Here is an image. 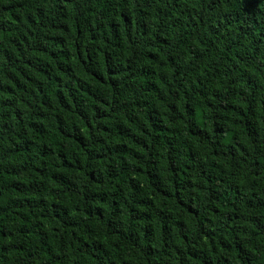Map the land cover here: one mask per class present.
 I'll list each match as a JSON object with an SVG mask.
<instances>
[{"label": "trees", "instance_id": "trees-1", "mask_svg": "<svg viewBox=\"0 0 264 264\" xmlns=\"http://www.w3.org/2000/svg\"><path fill=\"white\" fill-rule=\"evenodd\" d=\"M0 264H264V0H0Z\"/></svg>", "mask_w": 264, "mask_h": 264}]
</instances>
